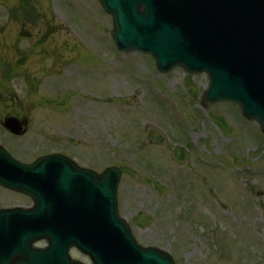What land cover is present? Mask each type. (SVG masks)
<instances>
[{
  "label": "rangeland",
  "instance_id": "obj_1",
  "mask_svg": "<svg viewBox=\"0 0 264 264\" xmlns=\"http://www.w3.org/2000/svg\"><path fill=\"white\" fill-rule=\"evenodd\" d=\"M112 30L99 0H0V123L29 122L17 137L0 125V146L27 164L58 152L120 168V215L176 264H264L260 127L234 104L205 107L207 75L160 74ZM17 206L32 200L0 187V209Z\"/></svg>",
  "mask_w": 264,
  "mask_h": 264
},
{
  "label": "water",
  "instance_id": "obj_2",
  "mask_svg": "<svg viewBox=\"0 0 264 264\" xmlns=\"http://www.w3.org/2000/svg\"><path fill=\"white\" fill-rule=\"evenodd\" d=\"M113 17L122 53L150 54L160 73L182 67L206 73L205 107L234 103L264 133V0H100ZM5 129L26 133L8 117ZM119 168L102 175L62 155L18 162L0 148V185L30 196L31 209L0 210V264H175L170 253L143 248L118 212ZM45 241L46 248L35 244Z\"/></svg>",
  "mask_w": 264,
  "mask_h": 264
},
{
  "label": "trees",
  "instance_id": "obj_3",
  "mask_svg": "<svg viewBox=\"0 0 264 264\" xmlns=\"http://www.w3.org/2000/svg\"><path fill=\"white\" fill-rule=\"evenodd\" d=\"M20 11V10H19Z\"/></svg>",
  "mask_w": 264,
  "mask_h": 264
}]
</instances>
